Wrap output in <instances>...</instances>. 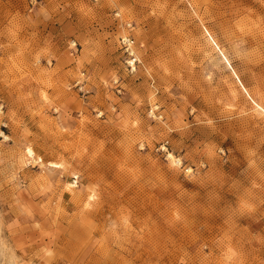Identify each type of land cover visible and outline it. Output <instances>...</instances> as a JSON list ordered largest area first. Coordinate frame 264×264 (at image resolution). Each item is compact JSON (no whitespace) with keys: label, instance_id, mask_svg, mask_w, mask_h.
Masks as SVG:
<instances>
[{"label":"rangeland","instance_id":"rangeland-1","mask_svg":"<svg viewBox=\"0 0 264 264\" xmlns=\"http://www.w3.org/2000/svg\"><path fill=\"white\" fill-rule=\"evenodd\" d=\"M0 264H264V0H0Z\"/></svg>","mask_w":264,"mask_h":264},{"label":"built area","instance_id":"built-area-1","mask_svg":"<svg viewBox=\"0 0 264 264\" xmlns=\"http://www.w3.org/2000/svg\"><path fill=\"white\" fill-rule=\"evenodd\" d=\"M122 45L125 48V51L129 52V50L131 49V38L128 36L122 38ZM129 54L131 55V53Z\"/></svg>","mask_w":264,"mask_h":264}]
</instances>
